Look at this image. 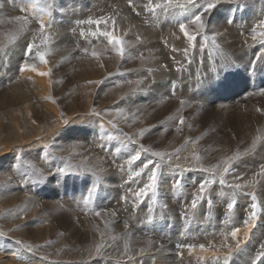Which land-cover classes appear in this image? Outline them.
Returning a JSON list of instances; mask_svg holds the SVG:
<instances>
[{
	"label": "bare ground",
	"instance_id": "6f19581e",
	"mask_svg": "<svg viewBox=\"0 0 264 264\" xmlns=\"http://www.w3.org/2000/svg\"><path fill=\"white\" fill-rule=\"evenodd\" d=\"M83 1L84 3L86 1L96 2L94 5L98 4L103 16L114 17L115 24L113 25L112 20L109 19L107 30L114 31L115 35L126 42L123 58L108 44L107 38L88 35L91 25L87 23L78 24L79 28L73 27L75 31L72 32L69 28L63 27L64 25L56 31L58 25L63 24L68 18L56 17L57 14H55L56 18L51 22L52 18L46 17L48 13L45 15L44 8L50 9L51 7L52 10L53 0H0V231L5 233L0 236V264H224L225 257H229V264H264V261L259 262L258 260L253 263L252 259L247 256L249 250L255 253L253 258L255 255L261 256L260 253L264 251L260 248V245L264 243V238L259 237V234L256 235L258 228L262 230L260 226L264 221V176L256 175L260 166L264 164V114H261L259 110V113L251 112V116L247 121H244V128L239 134L243 139L240 145L236 142L235 136L233 137L228 132L218 137L221 146L206 145L200 140L203 131H198L200 128L196 124L200 122L204 114H201L202 110L206 111L205 114L211 112V103H203L210 109L209 111L196 107L205 98L213 97L218 85L214 81L201 78L207 74L208 67L202 68L201 72L196 71V67L195 69L189 67L190 60L199 59L201 55L204 60H208L214 49L220 50L221 47L223 49L225 44L230 42L227 40L226 34L221 33V24L227 28L233 27L236 35L245 36L244 38L240 37L244 43L260 41L259 33L264 29L258 25L260 21L264 20V0L218 2L213 9L204 14L203 33L197 34L194 31L195 26H189L188 30L192 29L193 34L197 36L193 47H189L187 39L179 31V23L187 24L198 10L203 12L201 5L205 3L204 0V2L196 1L195 4L181 3L179 6L173 7V10L165 9V15L172 11L167 18L164 14L161 15L165 6L164 3H161L162 7L157 8L158 16L153 20V32H156L160 37L159 45L153 38H150L152 36H148L150 32L146 36L143 31L144 27L147 31L148 24L146 26L142 24V15L139 19L135 17L126 19L125 10L130 7L128 2H115L118 0ZM236 7L241 9L233 14L235 17L232 18L233 15L227 13L226 10ZM67 8L70 9L68 6ZM78 8L80 7L75 10ZM119 8H122V13ZM215 8H218L221 14L216 16ZM63 11L65 12V10ZM130 12H133V7H130L128 14ZM77 13L80 14V10ZM52 14L51 17H53ZM18 16L27 17L29 21L23 33L20 32L21 22L15 19ZM58 16L60 15L58 14ZM118 16H120L119 19H117ZM151 19L153 18L151 17ZM38 20H43L49 25L45 29L50 37L49 44L47 48L40 47V51L47 52L46 64L40 62L35 49L25 56L29 42L34 41L35 44H40ZM80 21H87V19H80ZM253 28H256L257 39L250 41ZM105 29L106 27L102 26L100 30ZM55 31V35H52ZM82 31L86 34L85 36H81ZM226 33L229 35L227 31ZM13 37H16L15 41H13ZM205 37H208L205 51L203 50V54H200V49H195V46L201 41L205 43ZM213 37H215V44L212 42ZM75 43L77 45L73 47L76 50H79L80 46L92 48L85 53H83L84 51L75 52L73 48H70ZM246 45L249 46V44ZM246 45L242 47L244 51ZM256 46L259 47V45ZM147 48L155 51L153 66L136 59ZM173 49L176 50L173 51ZM184 49H188L187 56H185ZM258 49L254 54L252 52L254 68L258 65L259 58L264 59V45ZM196 50L199 51V54ZM253 50L255 51V49ZM93 51L98 52L99 55L93 57ZM214 54L216 53L214 52ZM220 56L217 54L218 58ZM248 56L251 58L252 55L248 53ZM122 60H130L126 71L120 68L115 76L112 75L113 80L107 79V81L110 84L114 79L121 78L125 85L117 87L119 83L116 86L117 90H112L113 95L111 96L108 95V90L100 95L101 86L97 87L99 86L97 82L101 77L108 75L106 70L119 65ZM163 63H166L167 66L171 64L169 69L172 73L164 75ZM69 64L74 67L76 65L79 71L75 72L76 76L72 75L75 80L72 79V76L71 78L68 76L72 82L68 85L66 80L58 76L60 71L65 69L63 68L65 65L68 70ZM198 64L196 63V65ZM33 66L36 68L35 72L31 70ZM236 66L234 70H237ZM22 67H24L23 71H21ZM184 68H186L185 74L183 70V73L179 74V71ZM246 70V73H243V70L237 72L238 75L235 78L238 83L243 82V89L244 80L247 81L248 91H244V93L250 91L248 94H253L254 90L258 89V81L257 87L252 89L248 66ZM254 71L256 72V69ZM41 72H48L49 75H40ZM61 77L63 76L61 75ZM104 77L103 79L106 78ZM151 78L156 79L161 88ZM257 78L259 77L257 76ZM229 80L231 81V79ZM107 81H105L106 84ZM72 84H74L73 87ZM151 84L155 88L154 91L150 89ZM259 84L261 83L259 82ZM63 90H66L64 95L69 93L68 101H66V96L65 99L62 97L64 96ZM233 90L231 87L230 92ZM216 93L218 94V92ZM97 96H101V99L98 100ZM187 98H193L197 103L193 100L186 102ZM146 101L149 103L147 104ZM261 102L264 103V99ZM217 104L220 107L223 106V102ZM121 109L123 112L120 111ZM149 109L158 119L159 132L157 137L155 136L154 148L155 152L165 154L163 161L160 157L143 151L137 142L130 140L131 136L137 134L135 126L141 128L138 125L144 120H148L149 116L147 115L150 114L146 110ZM181 117L184 118L183 125L179 123ZM207 117L205 116L202 122H206ZM216 119L220 120L221 118L217 117ZM212 121L210 124L215 127L217 124L214 126L215 123ZM146 125L148 124L142 126ZM218 134L216 132V136ZM108 137H112V139L109 140ZM257 137L260 139L257 141L256 149L244 154ZM147 139L149 138L147 137ZM135 140L133 138V141ZM38 148H41V153L38 151V155L33 157V150ZM117 149L120 151L117 152ZM177 149H180L178 154H176ZM137 151L141 152V158L130 169L126 160L129 155L135 154ZM182 152H187V154ZM193 152L202 158V163L213 165L222 164L226 157L236 153L243 154L244 165L238 168L241 171H230L225 177L226 185L237 182L236 177H241L240 183L255 181L254 186L246 187L243 192H237L233 196V189L226 185L221 186L217 176L215 183L205 192L204 198L198 201L197 208L192 209L191 202L194 194L198 192L199 184L205 179L212 178V173L201 171V168L189 167ZM16 154L22 157L20 158L23 160V164H20L16 169H14V165L11 170V163L18 161L17 157L16 160H11ZM40 156L43 161L39 160ZM187 156L190 158H186ZM110 158L111 162H108ZM62 159L76 167L87 166L88 168L83 169L88 173L86 180L76 183L73 188L70 187L71 189H67L65 186L57 192H51L54 190V185L52 187L49 183H45L44 189L48 192L47 195L37 190V192L39 191L38 195L21 194L22 197H18L15 192L19 185L18 181L21 178L31 177L30 172L34 171V167L43 174L40 177H49L56 182V185L71 180L75 173L69 175V172L59 170ZM149 160L154 162L149 165V169L155 163L162 164V168L158 170L162 175L158 181L155 202H153L151 193L142 197L141 201H136L134 193L148 182L149 170L146 169L139 177L133 176V173L139 171L143 164ZM241 160L239 159V163ZM19 163L21 162L18 161ZM177 165H179L178 168ZM63 173H65V179H63ZM90 175L99 178L104 175L112 178L116 176V182L112 183H117L120 191H125V193L120 192V195H113L108 190L110 187L107 189L105 184L101 183L102 186L92 193L91 198H88V187L91 186ZM130 177L132 178L130 179ZM108 180L110 179L108 178ZM177 180L180 181V184L174 185V181ZM166 185H170L175 190V195L165 196L160 193ZM20 189L19 191H22ZM12 192L15 197H12ZM35 192L34 190L31 193L35 194ZM56 193L57 196H55ZM221 193L224 199L222 200L223 197L219 198L222 201L219 203V208H216L218 204L215 202L217 204L215 206L211 195L220 196ZM245 193L248 194L245 195ZM115 194H117L116 191ZM183 194L187 195V198H183ZM252 194H255L258 205L257 218L254 221L251 234L246 237L245 232L248 229L245 226V221L249 219L248 215L251 212ZM174 196L180 200L175 202ZM122 197H126V202ZM10 198H13L14 201H9ZM209 199L212 202L211 205L208 203ZM233 200L236 201V205L229 214L227 205ZM15 202L17 203L15 204ZM241 207L248 211L245 214L243 211L247 217L237 215ZM96 213H100V215L98 216ZM170 221L172 227L167 224ZM220 223L223 225H219ZM233 228L240 229L236 240H233L229 235ZM259 232L261 233V231ZM261 235L264 234L261 233ZM112 237H116V239H112ZM225 237H227L226 241ZM16 240L31 245L33 252L28 253L21 249L20 245L15 244ZM237 242H241L239 249L236 248ZM101 243L104 244V247L97 255L96 246ZM225 243L228 247L224 246ZM201 244L205 245L206 250L200 249L199 245ZM177 245L182 247H177ZM189 245L194 247L189 248ZM209 245H214V247H209Z\"/></svg>",
	"mask_w": 264,
	"mask_h": 264
},
{
	"label": "rangeland",
	"instance_id": "374dc122",
	"mask_svg": "<svg viewBox=\"0 0 264 264\" xmlns=\"http://www.w3.org/2000/svg\"><path fill=\"white\" fill-rule=\"evenodd\" d=\"M75 1V2H74ZM86 1V0H85ZM108 1H114V0H108ZM120 1H122V2H128V0H118V1H115V2H117V3H121ZM161 0H151V3L154 5V4H157V3H159V4H161V3H163L162 1L160 2ZM197 2H204L203 0H196ZM233 1H235V0H233ZM232 0H219V2H233ZM245 2L244 0H236L235 2ZM55 2V3H54ZM59 4H58V3ZM105 2H106V0H105ZM115 2H112V3H115ZM157 2V3H156ZM175 2V3H174ZM178 2V4H176ZM186 2V0H173V3L171 4V5H168V6H164V11L162 12L161 11V15H163L164 14V16L167 18V17H169L170 16V14L172 13V11L170 12V13H166V15H165V11L166 10H173V7H177V6H179L181 3H185ZM247 2H252V0H248ZM70 3H71V5H70ZM82 3V4H81ZM94 3L96 4V2H91V3H89V1H86L85 3H84V1L83 0H53V5L55 6V4H57V6H53L52 5V10H51V7H50V9H49V11L50 12H52L51 14H52V16L53 17H51V14H49L50 12L48 11V9L47 8H44V10H45V15L48 13V15L50 16H48V15H46V17L47 18H52L50 21L52 22L56 17H62V18H64V19H66V18H68V19H66L67 21H65L63 24H60V25H58V27L56 28V31H57V29L60 27V26H63V27H67V28H69V30L72 32V31H75V28H79L78 27V23H77V19H78V21H80V19H89V18H92V19H99V18H101V17H106V16H103L101 13H100V9H99V6H98V4L95 6L94 5ZM73 4H76V5H73ZM78 4V5H77ZM85 4V5H84ZM132 4H133V12H130V14H128L129 13V9H130V7H128L125 11H126V13H127V15L129 16H127L126 15V19H131V18H138L139 19V17L142 15V18H143V23L142 24H144L146 27H148V29H147V31H145V27H144V29H143V31L146 33V36L149 34V32H150V35H148V36H152V37H150V38H153L154 40H155V42H156V44L157 45H159L160 44V37H158L159 35L156 33V32H153V20L158 16V14H157V9L153 12V11H149V10H147L146 9V5H148L149 4V0H132ZM226 4V3H225ZM92 7H91V6ZM118 5V4H117ZM183 5H185V4H183ZM67 6L70 8V9H68L67 8ZM186 6V5H185ZM221 7H222V5H220ZM57 7V8H56ZM61 7V8H60ZM65 7V8H64ZM74 7V8H73ZM77 7H80V8H78L79 10H80V14L79 13H77V11L79 12V10L77 9V10H75ZM141 7H142V9H141ZM167 7V8H166ZM72 9V10H71ZM99 9V10H98ZM120 9V11H121V9L122 8H119ZM145 9V10H144ZM166 9V10H165ZM241 8L240 7H236V8H231V9H228L227 8V13L229 12V14L231 15H233V14H236V12L238 11V10H240ZM63 10H65V12L63 11ZM89 10V11H88ZM96 10V11H95ZM75 11V12H74ZM92 11L94 12V14L92 15ZM56 12V13H55ZM59 12V13H58ZM214 14H216V16L217 15H219V14H221V11L218 9V8H215L214 9ZM66 13V14H65ZM73 13V14H72ZM90 13V14H89ZM121 13H122V11H121ZM131 13H132V15H131ZM55 14H57V16L55 15ZM58 14L60 15V16H58ZM83 14H84V16H83ZM154 16H153V15ZM157 14V15H156ZM67 15V16H66ZM72 15V16H71ZM80 15H82V16H80ZM90 15H91V17H90ZM96 15V16H95ZM56 16V17H55ZM77 17V19H76V17ZM75 17V18H74ZM79 17V18H78ZM86 17V18H85ZM89 17V18H88ZM151 17L153 18V19H151ZM232 18L233 17H235V15H233V16H231ZM120 18V16H118L117 17V19H119ZM48 21V23H50L49 22V20H47ZM72 21V22H71ZM76 21V22H75ZM156 21V20H155ZM70 22V23H69ZM74 22V23H73ZM145 22V23H144ZM152 22V23H151ZM66 23H68V24H66ZM76 23V24H75ZM47 24V23H46ZM74 25V26H70V25ZM152 24V25H151ZM221 24V23H220ZM219 24V25H220ZM240 24H243V23H240ZM68 25V26H67ZM77 26V27H76ZM101 26V27H100ZM99 26V28L101 29L102 28V26L103 27H106L104 24H101ZM243 26V25H242ZM73 27H75V28H73ZM221 27V28H220ZM220 29H221V33L222 34H226V36H227V40L228 41H230L228 44H225L226 46H224L225 48H223L222 49V47H221V49L220 50H217V49H214L212 52L213 53H211L210 54V57L208 58V60H204L203 58H202V55H201V57H199V59L198 58H196V59H194V60H190L188 63H189V67L191 68H193V69H195V67H196V71H198V72H201V70H202V68L204 69V68H207V74L205 75V76H202L201 78H203L204 80H207V81H209V80H211V81H214L215 83H216V85H218V87H217V89H216V91H215V94L213 95V97H211V98H205L204 100H202L201 102H199V106H195L196 108H201V109H208L207 111H209L210 109V113H207V114H205L206 113V111L204 112L203 110H202V112H201V114L202 113H204L203 115H202V117H201V120H200V122H198V124H196L199 128H200V130H198V131H203L204 132V134H203V132H202V135H201V141H203L206 145H208V146H211V147H216V145H217V147L218 146H221L220 144V141L218 142V137L221 135H223V133H229L230 135H233V137L235 136V138H236V142L238 143V145H240L242 142H243V139H242V135H240L239 136V134H240V132H241V130L244 128V121L246 120L247 121V119L251 116V112L253 113V112H258V110H259V112L262 114H264V103L263 102H261L263 99H264V59H262V58H259V61H258V65L256 66V68H254V66L252 65L253 64V59H252V57H253V54L255 53V52H257L259 49L258 48H262L263 47V45H264V43H262L261 41L262 40H264L263 39V37H261L260 38V41H258V43H257V41H255V42H253V43H244V41L242 42V38H240V37H245V36H241V34H239V35H236L235 33H234V30H233V27H229V28H227L225 25L223 26L222 24L220 25ZM73 28V29H72ZM96 28H97V26L96 25H91V27H90V29L88 30L89 32H91V31H95L96 30ZM150 29V30H149ZM152 30V31H151ZM224 31V33H223V31ZM46 31V30H45ZM56 31L55 32H53L52 33V35H55V33H56ZM193 32V30L192 29H190V32ZM226 31L229 33V35H227V33H226ZM148 32V33H147ZM152 33V34H151ZM156 34V35H155ZM155 35V36H154ZM237 36H239V37H237ZM156 39H155V38ZM239 38L238 39V41H237V38ZM185 39H186V37H184ZM158 40V41H157ZM249 40L250 41H253L252 40V38H249ZM240 41V42H239ZM186 42H187V40H186ZM201 42H203V41H201ZM201 42H199L198 43V45H196L195 46V49H200L198 52L200 53V54H203V52L205 51L204 49H205V47L203 48V50H201V47H200V44H202ZM204 43V42H203ZM241 44V45H240ZM246 44H249V46L248 45H246ZM75 45H77V43H75L74 45H72L70 48H73L74 50H75V52H78V51H81V52H83V53H85V49L87 48V50H89V49H91L92 47H82V46H80L79 47V50H76L75 49V47H73V46H75ZM243 45H246V47H245V51H244V49L242 48L243 47ZM251 45H252V48H251ZM256 45H259V47L258 46H256ZM199 47V48H198ZM81 48V49H80ZM226 48H227V51H226ZM233 48V49H232ZM251 48V49H250ZM247 49V50H246ZM253 49H255V51L253 50ZM222 50H224V51H222ZM231 52H230V51ZM218 51V52H217ZM88 52V51H87ZM132 52V51H131ZM196 52H197V50H196ZM197 52V53H198ZM214 52L216 53V54H214ZM228 52V53H227ZM230 52V53H229ZM252 52H253V54H252ZM142 53V54H141ZM139 55H138V57H136V59H138V60H140L141 62H144V63H146L147 65H151V66H153L154 64H155V51L154 50H152V49H145V50H143L142 52H141ZM198 53V54H199ZM225 53L227 54V56L225 57ZM242 53V54H241ZM248 53L250 54V55H252L251 56V58L248 56ZM217 54H218V56H220V54H221V56H220V58H218L217 57ZM240 54V55H239ZM213 55V56H212ZM239 58H238V57ZM244 56V57H243ZM230 57V58H229ZM241 57H242V59H241ZM223 58V59H222ZM225 58V59H224ZM227 58V59H226ZM202 59V60H201ZM215 59V60H214ZM200 60V61H199ZM211 60H212V62H211ZM220 60V61H219ZM229 60V61H228ZM238 60H240V61H238ZM243 60V61H242ZM245 60V61H244ZM194 62V63H192V62ZM208 62V65H207V62ZM211 62V64L209 65V63ZM218 63H217V62ZM222 61V62H221ZM238 61V62H237ZM262 61V62H261ZM130 62V60H122L120 63H119V65H116L115 67H113V68H111L110 70H106V72L108 73V75L106 74L105 75V79H103V77H101L100 78V80H99V82L101 83H98V85L99 86H97V87H100V95H103L104 94V92H106V90H108V95L109 96H111V95H113L112 93V90L114 91V90H117V87H120V86H124L125 85V82H124V80L123 79H121V78H117V79H114V81H111V83L109 84V81H107V79H112V75L113 76H115L116 74H117V71H119L120 70V68H123L125 71H126V69H127V65H128V63ZM204 62V63H203ZM223 65H221L220 63ZM261 62V63H260ZM196 63H199L198 65H196ZM203 63V64H202ZM206 63V64H205ZM234 63H235V66H236V64H238L236 67H238L237 68V70L235 69L234 70V68H235V66H234ZM240 63V64H239ZM164 64V65H163ZM162 65L164 66V68H163V70H164V75L166 76V74H169V73H172L171 71H170V69H169V65H171V64H169L168 66H167V64L166 63H163ZM215 64V65H214ZM220 64V65H219ZM192 65V66H191ZM195 65V66H194ZM203 65V66H202ZM207 65V66H206ZM228 65V66H227ZM217 66V67H216ZM230 66V67H229ZM247 66H248V68H249V66H253V69L255 70L256 69V72H257V74H259L258 75V89H256V90H254V95L253 94H248L249 92H245L244 93V91H248L247 90V86H248V83H247V81H245L244 80V89L242 88V83L243 82H237V80H236V78L235 77H237V75H238V73L239 72H241V70H243L242 72L243 73H246V69H247ZM262 66H263V68H262ZM67 66L65 65L63 68H65V69H63V71L61 72L60 71V75L58 76L59 78H62L63 80H66L67 81V84L69 83L70 84V78H71V76L72 75H74L75 74V72L77 73V71H79L77 68V66L75 65V67H74V65H72V64H69V68H68V70H67V68H66ZM74 67V68H73ZM77 67V68H76ZM199 67H200V69H199ZM210 67V68H209ZM241 67V68H240ZM72 68V69H71ZM76 68V69H75ZM119 68V69H118ZM75 69V70H74ZM113 69V71H111ZM168 69V70H167ZM231 69V70H230ZM167 70V71H166ZM184 71V74H185V71H186V68H184V69H181L180 71H179V74L180 73H183V71ZM217 70V71H216ZM239 70V71H238ZM109 71V72H108ZM235 71V72H234ZM74 72V73H73ZM112 72V73H111ZM232 72V73H231ZM238 72V73H237ZM62 73V74H61ZM72 73V74H71ZM116 73V74H115ZM231 73V74H230ZM234 73V74H233ZM237 73V74H236ZM261 74V75H260ZM263 74V75H262ZM61 75L63 76V77H61ZM65 75H66V77H65ZM109 75H111V76H109ZM212 75V76H211ZM70 78H69V77ZM74 76H76V75H74ZM74 76H72L73 78L72 79H74ZM108 76V77H107ZM160 76H162V75H160ZM68 77V78H67ZM110 77V78H109ZM153 77L155 78V75H153ZM67 79H69V80H67ZM152 79V78H151ZM229 79H231V81L229 80ZM233 79V80H232ZM75 80V79H74ZM113 80V79H112ZM154 82H156L158 85H159V83L156 81V79H152ZM241 80V79H240ZM102 81H104L103 83H102ZM105 81H107V84L105 83ZM123 84H122V83ZM227 82H228V84H227ZM235 84H233V83ZM236 82V83H235ZM259 82L261 83V84H259ZM72 83V82H71ZM120 83V84H119ZM68 84V85H69ZM112 84V85H111ZM119 84V85H118ZM230 84H232V85H230ZM237 84H238V86H237ZM241 84V85H240ZM106 87H105V86ZM110 85V86H109ZM118 85V86H117ZM262 85V86H261ZM66 86V85H65ZM74 86V84H72V87ZM112 86H114V87H112ZM117 86V87H116ZM225 86H226V88H225ZM228 86V87H227ZM68 87V86H67ZM154 87H155V83H154ZM159 87L161 88V86L159 85ZM231 87H232V90L233 91H231L230 92V90H231ZM235 87V88H234ZM238 87V88H237ZM245 87H246V89H245ZM255 87H257V85L255 86ZM112 88V89H111ZM150 89L152 90V91H154L153 89H155V88H153V85L151 84L150 85ZM226 89V90H225ZM230 89V90H229ZM252 89H253V87H252ZM235 90H237V91H235ZM66 90H63L62 91V93H63V95L65 94L64 92H65ZM110 91V92H109ZM221 91V92H220ZM112 92V93H111ZM216 92H218V94L220 93V95H218ZM225 92V93H224ZM228 92V93H227ZM111 93V94H110ZM117 93V92H116ZM252 93V92H251ZM67 95H64V96H62L63 98L65 97L66 98V101H68L67 99H69L68 97V95H69V93H66ZM257 94V96H259V97H257V96H255ZM215 96H216V100H215ZM218 96V97H217ZM260 96H262V98H260ZM98 97V100H100L101 99V96H97ZM221 97V98H220ZM64 98V99H65ZM213 98V99H212ZM213 101H212V100ZM222 99V100H221ZM186 100V102H189V101H194V102H196L197 103V101L195 100V99H193V98H187V99H185ZM184 100V101H185ZM219 100V101H218ZM215 101V102H214ZM59 102V101H58ZM147 102V104L149 103V101H146ZM213 102V103H212ZM222 102H223V104H222ZM203 103H211V107H210V109L208 108V107H206V105H204ZM216 103V104H215ZM217 103H220V104H222L223 106L222 107H220L219 106V104H217ZM263 103V104H262ZM256 107V110H255V107L253 106V105ZM225 106H227L226 108H224ZM233 107H234V109H233ZM247 107H248V109H247ZM261 109H260V108ZM252 108V109H251ZM253 108H254V111H252L253 110ZM258 108V109H257ZM226 111H225V110ZM228 109H230L229 111H228ZM251 109V110H250ZM214 110H215V112H214ZM217 110H219V111H217ZM261 110H263V111H261ZM150 115H147V116H149V117H147L148 118V120H144V122H142L141 124H139L138 125V127L140 126L141 128H137V126H135V130L137 131V134H135L136 133V131L134 132V134H135V136H136V138H135V136L133 135V136H131L130 138H132V139H130L132 142H137V144L140 146V148L141 149H148V148H150V149H148L147 151L149 152V153H153V152H155V140H156V137H157V134H158V132H159V125H158V119H157V117H156V115H154V113H152L151 111V109H149V110H146ZM221 111V112H220ZM232 111H234L233 113H232ZM248 111V112H247ZM223 112V113H222ZM226 112V113H225ZM227 112H228V114H229V116H228V114H227ZM242 112V113H241ZM243 112H245V113H243ZM258 112V113H259ZM214 113V114H213ZM216 113V114H215ZM225 113V114H224ZM238 113H239V115H238ZM214 115V116H213ZM224 115V116H223ZM225 115H226V117H225ZM248 115V116H247ZM205 116H208L207 117V121L206 122H202V120H203V118L205 117ZM219 116H220V118H219ZM232 116V117H231ZM141 117V116H140ZM213 117V118H212ZM215 117V118H214ZM218 117V119H220V120H217L216 118ZM228 117V118H227ZM156 118V119H155ZM212 118V119H211ZM242 118V119H241ZM245 118V119H244ZM225 119V120H224ZM152 120V121H151ZM155 120V121H154ZM214 121V126L215 127H213V126H211V121ZM223 120H224V123H223ZM229 120V121H228ZM148 121V122H147ZM210 121V122H209ZM212 121V122H213ZM221 122V124H220V122ZM225 121H226V123H225ZM145 124H148V125H146L145 127L144 126H142V125H145ZM157 124V125H156ZM155 125V126H154ZM227 125V126H226ZM151 128V129H150ZM129 129V128H128ZM221 129V130H220ZM227 129V130H226ZM208 130V131H207ZM207 131V134L205 133ZM232 131H234L235 133H233ZM216 132L217 133H219L218 134V136H216ZM144 133H146V134H144ZM155 134V135H154ZM235 134V135H234ZM144 135H145V137H144ZM148 135V136H147ZM142 136H143V139H142ZM156 136V137H155ZM147 137L149 138V139H147ZM133 138L134 139H136L135 141H133ZM153 138V139H152ZM139 140V141H138ZM143 140V141H142ZM147 140V141H146ZM139 142V143H138ZM146 142V143H145ZM154 142V143H153ZM153 143V144H152ZM220 143V144H219ZM144 147V148H143ZM153 148H154V150H153ZM37 151V152H36ZM38 151L40 152V151H42L41 150V148H38V149H35V150H33V152L32 153H34V156L33 157H36L37 155H38ZM41 153V152H40ZM183 154H187V152H182ZM33 155V154H32ZM190 156V155H189ZM189 156H187L186 158H190ZM16 157L18 158V161L19 162H21V163H19L18 164V161H17V163H11L12 165H10L11 166V170H13V167L12 166H14V169H16L17 167H19L20 166V164L22 165L23 164V160L21 159L22 157L19 155V154H16L15 156H13L12 158L13 159H11V160H16ZM21 157V158H20ZM244 157V155H241V158L240 159H242L241 161H240V163H239V160L238 161H236V162H234V166H233V169L232 170H234V172H240L241 170L240 169H238L241 165H244V163L242 162V161H244L245 160V157ZM15 158V159H14ZM43 158H41V156H40V158H39V160H41V161H43L42 160ZM244 159V160H243ZM191 160V163H190V165H189V167H194V168H201V167H208V168H210V167H212L213 166V164H204V163H202V161L200 160V161H197V160H195L194 158H192V159H190ZM62 162H61V166H60V168H59V170L61 169V168H63V169H65V171L68 173L69 172V175H71V173H75V176L71 179V180H69L68 182L67 181H65V182H63V183H61V184H57L56 185V182H54V181H52L49 177H40L41 175H43L42 173H41V171H40V173H39V171H37L36 169H34L35 167H34V165L31 163V165L34 167H32L31 165V167L33 168V170L34 171H32V172H30L31 173V177H28L26 180L25 179H20L19 181H18V188L20 189V190H22V191H19V189L17 188L16 189V193L18 194V197H22V195L21 194H31V195H38V192L40 191V193H42V194H45V195H47L48 194V192L47 191H45V183H49V185H51L52 187H53V185H54V190H52L51 192H57V191H60V188H64L65 186H66V188L67 189H71V188H73L74 187V185L76 184V183H78V182H82V181H85L86 180V178H87V176H88V173L86 172V171H84L83 169L84 168H88L87 166H84V165H79V167H76L75 165H71L69 162H65V159H62L61 160ZM108 162H111V158L110 159H108ZM29 164H30V162H29ZM101 165H103V164H101ZM37 166V165H36ZM81 166H84V167H81ZM38 168V167H37ZM93 169V168H92ZM35 171H37V172H35ZM75 171H77V172H75ZM84 173H83V172ZM65 172V173H66ZM65 173H63V179H65ZM87 173V174H86ZM208 173H210V172H208ZM34 174V175H33ZM39 174V175H38ZM83 175V176H82ZM160 175H162V174H160ZM33 176V177H32ZM38 176V177H37ZM52 176H54V175H52ZM108 175H106V177H105V175L102 177V176H100V178L99 177H92V175H90V183H91V186L89 185V187H88V192H89V190L90 189H95V191L94 192H96L101 186H102V184L104 185L105 184V187L108 189L109 187V192L111 193V194H113V195H120L121 193H125V191L124 192H121L120 191V188H119V186H118V184L117 183H112V182H116V176H113V178L112 177H107ZM98 178V179H97ZM108 178L110 179V180H108ZM166 178V177H165ZM33 179V180H32ZM85 179V180H84ZM17 180V179H16ZM31 180V181H30ZM48 180V181H47ZM112 180V181H111ZM115 180V181H114ZM106 181V182H105ZM109 181H110V183H109ZM33 182V183H32ZM73 182V183H72ZM100 182V183H99ZM14 183V186H15V181L13 182ZM17 183V182H16ZM102 183V184H101ZM114 184H115V186H114ZM98 186V187H97ZM168 187V189H169V187H170V190H168L167 189V187ZM166 186H164L163 188H162V190L160 191V193L162 194V195H164L165 194V196H171L172 194H174L175 195V190L173 189V188H171V186L170 185H166ZM16 187H17V184H16ZM71 187V188H70ZM113 187H114V189H113ZM118 187V188H117ZM166 187V188H165ZM116 188V189H115ZM31 189V190H30ZM172 189V190H171ZM36 191L35 192V194L34 193H31L32 191ZM37 190H39L38 192H37ZM116 191V193L117 194H115V191ZM119 190V191H118ZM166 190V191H165ZM172 191V192H171ZM173 191H174V193H173ZM223 191V190H222ZM93 192V193H94ZM114 192V193H113ZM121 192V193H120ZM168 192V193H167ZM166 193H167V195H166ZM171 194V195H170ZM222 195V196H221ZM221 195L219 196V195H217V194H213V195H211V199H212V201L215 203V206H216V208L219 206V203L224 199V196H223V194L221 193ZM15 197V195L13 194V192H12V197ZM55 196H57V193H56V195ZM182 197L183 198H187V195H185V194H183L182 195ZM223 197V198H222ZM60 198V197H59ZM215 198V199H214ZM219 198H222V200L221 199H219ZM61 199V198H60ZM174 201L175 202H178L179 200H180V198H178V197H176V196H174ZM214 199V200H213ZM177 200V201H176ZM217 200V201H216ZM9 201H14V199L13 198H10L9 199ZM17 202H15V204H16ZM2 206V205H1ZM219 208V207H218ZM249 208V207H248ZM240 209H241V212H240ZM239 209V212H237V215L239 216V217H244L245 215V213H248V211L246 210L245 211V209L244 208H240ZM243 209V210H242ZM5 210V209H4ZM243 211H244V214H243ZM15 212V211H14ZM13 212V213H14ZM243 215V216H242ZM245 217H247V215L245 216ZM248 217H249V215H248ZM217 225H218V223L217 222H215ZM167 224H169L168 226H171L172 227V222L170 221V222H168ZM264 221L262 222V225L260 226L261 228H262V230L260 229V228H258V230H257V233H256V235L257 234H259L258 236L259 237H261V238H264V235H261V233L262 234H264ZM219 225H223V224H219ZM263 226V227H262ZM258 231H261V233L259 232L258 233ZM1 232V231H0ZM255 235V236H256ZM253 249V248H252ZM249 251H251V250H249ZM247 252V256L248 257H250V259H252V261H253V263L255 262V260H256V262H260V261H264V257H261V256H259V255H255V257L254 258H256L257 257V259H254L253 258V256H254V252L253 251H251V252ZM252 256V257H251ZM260 258V259H259ZM254 259V260H253ZM258 260V261H257Z\"/></svg>",
	"mask_w": 264,
	"mask_h": 264
},
{
	"label": "snow or ice",
	"instance_id": "6c2138e0",
	"mask_svg": "<svg viewBox=\"0 0 264 264\" xmlns=\"http://www.w3.org/2000/svg\"><path fill=\"white\" fill-rule=\"evenodd\" d=\"M219 2V0H205V3L201 5V7L203 8V12H200L199 10L197 11V14H194L192 16L191 19L188 20V23H179V31L181 33H183V35L186 37L189 47H193L194 46V41L196 40L197 36L193 34V32H190L188 30L189 26H195L194 31L197 34L203 33L204 31V27H205V20H204V14L208 13L211 9H213L216 4ZM129 6L133 7L132 5V0H128ZM163 3L165 6L171 5L173 3V0H163ZM186 3L188 4H195L196 0H186ZM162 7L161 4L157 3L155 5H153L151 3V0H149V4L146 5V9L149 11H155L157 8ZM16 21L21 22V28H20V32L23 33L26 30V26L28 25L29 21L27 17H16L15 18ZM109 19L112 20L113 25L115 24V19L114 17H101L99 19H92L89 18L87 21H77L78 24H84L87 23L88 25H96L97 28L95 31H91L90 33H88V35H91L93 37L96 36H103L105 38H107V42L109 45L112 46V48L115 50V52L123 58V56L125 55V44L126 42L121 39L119 36L115 35L114 31H109L107 30V24ZM38 24V31H39V36H40V44L37 45L33 42H29L27 44L26 47V51H25V56H27L28 54L32 53L33 50L35 49L36 52V56L39 58L41 63L46 64L47 61L45 59L47 52H42L40 51V47L43 46L45 48H47L49 41H50V37L48 35V33H46L45 29L46 27H48L49 25H47L43 20H38L37 21ZM101 24H104L106 26V29L101 31L99 26ZM261 29H264V20L260 21L259 25H258ZM86 34L82 31L81 32V36H85ZM259 35L261 37H264V31H261L259 33ZM16 37H13V41H15ZM252 39L255 41L257 39V33H256V28L252 29ZM35 40V37H34ZM208 40V37H205V43H202L200 45L201 50H203V48L205 47V44ZM212 42L213 44H215V37L212 38ZM262 43H264V40L261 41ZM176 49H173V51H175ZM85 52H87V49H85ZM185 52V56L188 55V49H184ZM99 53L96 51L92 52V56L96 57L98 56ZM24 70V67L21 68V71ZM31 70L33 72L36 71L35 66H33L31 68ZM40 75H44L47 76L49 75L48 72H41L39 73ZM100 83V82H97ZM139 83V82H137ZM121 112H123V109L120 110ZM64 123H67V121H64ZM109 123H112L111 121H109ZM179 123L181 125L184 124V118L181 117L179 120ZM103 138V137H102ZM108 139H112V137H108ZM260 139V137H257L255 140H253L252 145L250 146L249 149L245 150L244 154H247L248 152H252L256 149L257 147V141ZM187 143V142H186ZM195 147V145H194ZM117 152H119L120 150L117 149ZM143 151H147V149H143ZM180 151V149L176 150V154H178ZM154 156L160 157L161 161L164 160V153H160V152H154L152 153ZM241 153H236L232 156H228L226 157L223 161L222 164H216L213 165L212 167L208 168V167H201V171H204L206 173L210 172L212 173V178L211 179H205L203 182H201L199 184L198 187V192L196 194H194V198L191 202V207L192 209H196L197 205H198V201H201L204 198V194L206 191H208L210 189V187L215 183L216 177L218 176L219 178V183L221 186H225L226 185V175L232 171L233 169V164L234 162L238 161L241 157ZM141 158V152L137 151L135 152V154L129 155L126 163L129 165V168L131 169V166L138 160H140ZM169 158H170V154H169ZM193 158L197 161H200L202 158L197 155L195 152H193ZM154 162L149 160L148 162L144 163L143 166L139 169V171H135L133 173V176L135 177H139L141 176L142 173L145 172L146 169L149 170V175H148V182L144 184L143 187H139V189L134 193V197L136 201H141L142 197H146L149 195V193L152 194V199L153 202H155V197H156V190L158 187V181L160 179V172L158 171L159 169L162 168V164L161 163H155L154 166L152 168L149 169V165L153 164ZM177 168L179 167V165L176 166ZM175 170V169H173ZM61 172H64L65 169L61 168L60 169ZM256 175L259 176H264V164H262L260 166V170L258 173H256ZM132 177H130L131 179ZM241 177H236L237 182L232 183V184H227L226 186L233 189V196H235V194L237 192H243V190L246 187H253L255 184V181H245L244 183H240ZM180 181H174V185H179ZM95 191V189H90L89 190V194H88V198H91L92 193ZM248 193H245V195H247ZM123 200H125L126 202V197H122ZM251 199H252V203L250 204V208H251V212L249 215V219L245 221V226L247 227V231L245 232V236L248 237L251 234V230L252 227H254V221L257 218V208L258 205L256 203V196L255 194L251 195ZM209 205H211V200H208ZM236 205V201L233 200L231 203H228L227 205V209H228V213L230 214L234 207ZM151 210V209H150ZM96 215H100V213H96ZM125 227L127 228V225H125ZM240 229L239 228H233L232 231L230 232V236L232 237L233 240H236L237 238V234L239 233ZM5 235V233L0 232V236ZM112 239H116V237H112ZM227 240V237H225V241ZM15 244L20 245V248L23 249L24 251L28 252V253H32L33 252V247L29 244H25L22 243L20 240H16ZM240 244L241 242H237L236 244V248L239 249L240 248ZM225 247H228L227 243L224 244ZM104 247V244H98L96 246V254L99 255L101 253L102 248ZM177 247H182L181 245H177ZM189 248L194 247L192 245L188 246ZM201 250H206L205 245L201 244L199 245ZM209 247H214V245H209ZM261 249H264V243H262L260 245ZM141 251H143V249H141ZM229 251L231 252V249H229ZM261 257H264V251H262L260 253ZM224 264H229V257H225L224 259Z\"/></svg>",
	"mask_w": 264,
	"mask_h": 264
}]
</instances>
